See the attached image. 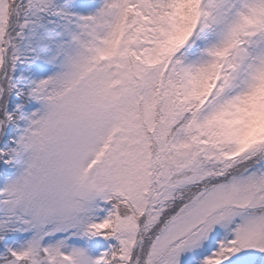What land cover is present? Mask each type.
Returning <instances> with one entry per match:
<instances>
[{
	"label": "snow or ice",
	"instance_id": "snow-or-ice-1",
	"mask_svg": "<svg viewBox=\"0 0 264 264\" xmlns=\"http://www.w3.org/2000/svg\"><path fill=\"white\" fill-rule=\"evenodd\" d=\"M0 264H264V0H0Z\"/></svg>",
	"mask_w": 264,
	"mask_h": 264
}]
</instances>
